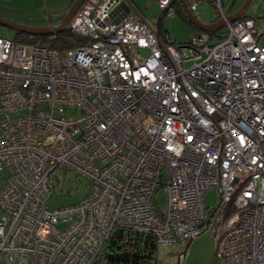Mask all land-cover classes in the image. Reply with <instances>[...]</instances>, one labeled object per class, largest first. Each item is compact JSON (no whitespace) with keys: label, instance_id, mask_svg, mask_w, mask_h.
Here are the masks:
<instances>
[{"label":"built area","instance_id":"obj_1","mask_svg":"<svg viewBox=\"0 0 264 264\" xmlns=\"http://www.w3.org/2000/svg\"><path fill=\"white\" fill-rule=\"evenodd\" d=\"M185 2L223 28L176 42L131 0H85L62 53L0 35V262L103 264L119 228L157 245L206 230L215 264H264V42L223 0ZM60 167L89 191L50 209Z\"/></svg>","mask_w":264,"mask_h":264},{"label":"rangeland","instance_id":"obj_2","mask_svg":"<svg viewBox=\"0 0 264 264\" xmlns=\"http://www.w3.org/2000/svg\"><path fill=\"white\" fill-rule=\"evenodd\" d=\"M65 1L66 0H48V7L45 12L44 5L41 4L43 1L37 0L34 2L31 0V2L20 5L19 8L16 9V13L14 8H12L13 6L9 8L8 12H11L9 15H17L15 17H17L18 20H13L2 15H0V19L29 27L25 24L26 22H34L44 19L45 17L50 18L56 15V18L53 20L56 22L59 17L57 11L62 9L60 5ZM131 1L140 8L146 20L154 27H158V21L160 20V32L164 33L166 31L171 40H175L176 42L184 41L188 38L190 33L195 30L192 26L193 23L189 19V21L185 19L174 8L172 12L163 14L161 8L157 4V0ZM83 2H85V0ZM244 2L245 0H223L225 15L230 16L234 14ZM197 10L199 22L208 24L212 20L214 16V8L209 3L204 2L198 5ZM245 14L254 19L259 41L264 42V0H251L246 8ZM198 30L202 29L198 28ZM16 31L21 30L0 22L1 36L13 39ZM147 54V50H141L139 52V55L141 56H146ZM64 113L69 118L78 117L80 114L79 110L71 107H65ZM7 173L6 167L0 169V186L5 184ZM52 174L55 187L45 202L46 206L50 209L59 205L75 203L82 199L89 191L88 181L82 176L76 174L72 169L64 170L60 167ZM155 195L156 205H164V190L162 188L158 189ZM217 199L218 194L216 190L211 189L204 199L205 205L212 207L217 202ZM65 225L66 222H60L58 227L63 228ZM157 246L155 264H213V238L211 233L206 230L193 236L189 242L187 239L176 243H160Z\"/></svg>","mask_w":264,"mask_h":264},{"label":"trees","instance_id":"obj_3","mask_svg":"<svg viewBox=\"0 0 264 264\" xmlns=\"http://www.w3.org/2000/svg\"><path fill=\"white\" fill-rule=\"evenodd\" d=\"M172 7L187 19L179 0H174L172 2ZM161 12L166 14L167 10H161ZM244 16L248 15L245 14ZM160 22L159 20V30ZM192 26L195 30H198L195 25L192 24ZM206 30L209 32L214 31L212 28ZM13 39L15 41L46 45L59 50L61 53L69 47L84 42V39L74 35L68 27L52 33L31 34L28 32L16 31ZM157 247L155 240L148 233L144 234L129 229L116 228L113 235L104 246L102 256L103 264H155Z\"/></svg>","mask_w":264,"mask_h":264},{"label":"water","instance_id":"obj_4","mask_svg":"<svg viewBox=\"0 0 264 264\" xmlns=\"http://www.w3.org/2000/svg\"><path fill=\"white\" fill-rule=\"evenodd\" d=\"M83 1L84 0H75L73 2V4L71 5V7L68 9V11L62 17L60 23L56 26H48V27H43V28H33V27H26V26L18 25L16 23H13V22H10L7 20H3V19H0V22L3 24H6L8 26L14 27L18 30H21L23 32H28L31 34L52 33L55 31H61L64 28H66L70 19L72 18V16L77 11L78 7L82 4ZM250 1L251 0H245V2L242 4V6L234 14L229 16V19H236V18L244 15L246 8L248 7ZM180 3H181V6H182L185 14H186L187 19H189L196 27L201 28V29H211V28H215L216 26L221 25L222 22L220 20H217V21H214V22L208 23V24H203V23L199 22L196 18H194V16L189 11V9L185 3V0H180ZM192 238H193V236L189 238V241Z\"/></svg>","mask_w":264,"mask_h":264},{"label":"crops","instance_id":"obj_5","mask_svg":"<svg viewBox=\"0 0 264 264\" xmlns=\"http://www.w3.org/2000/svg\"><path fill=\"white\" fill-rule=\"evenodd\" d=\"M34 2H36L37 0H33ZM43 2H41V4L44 5L45 8V12L46 9L48 7V0H41ZM74 0H66L64 3H62L60 6L62 9H59L57 12L58 14V21H53L54 18H56V15L53 17H45L44 19L38 20V21H34V22H26L25 24L29 27H33V28H43V27H48V26H56L60 23L62 16H64L63 14H65L68 9L71 7L72 2ZM27 2H31V0H0V15L2 16H6L7 18H11L13 20H18L17 15H9L11 12L9 11V8L11 6H13L12 8H14V11L16 13V9L19 8L20 5H24ZM0 264H4L3 262H0ZM213 264L214 261H213Z\"/></svg>","mask_w":264,"mask_h":264},{"label":"bare ground","instance_id":"obj_6","mask_svg":"<svg viewBox=\"0 0 264 264\" xmlns=\"http://www.w3.org/2000/svg\"><path fill=\"white\" fill-rule=\"evenodd\" d=\"M171 7H172V5H171ZM173 10V9H172ZM245 15V14H244ZM244 15H242V16H244ZM242 16H240V17H238V18H243ZM227 18H228V21L230 20V21H233L234 19H229V16H226ZM244 17H250V16H244ZM195 18V17H194ZM238 18H236V19H238ZM222 22V21H221ZM255 22V21H254ZM223 26H224V23H221V25H219V26H216V28H219V29H222L223 28ZM202 30H204V31H207L206 29H202ZM113 232H114V230H112L111 231V236L113 235ZM187 240V239H186ZM185 241V240H184ZM188 241H189V239H188ZM184 253V252H183ZM182 253V254H183ZM214 261V260H213Z\"/></svg>","mask_w":264,"mask_h":264}]
</instances>
